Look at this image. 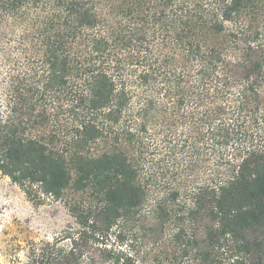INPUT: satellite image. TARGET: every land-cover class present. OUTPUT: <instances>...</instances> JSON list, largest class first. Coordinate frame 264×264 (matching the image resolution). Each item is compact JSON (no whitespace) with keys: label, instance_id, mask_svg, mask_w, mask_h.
I'll use <instances>...</instances> for the list:
<instances>
[{"label":"trees","instance_id":"16d2710c","mask_svg":"<svg viewBox=\"0 0 264 264\" xmlns=\"http://www.w3.org/2000/svg\"><path fill=\"white\" fill-rule=\"evenodd\" d=\"M0 176L29 264H264V0H0Z\"/></svg>","mask_w":264,"mask_h":264},{"label":"rangeland","instance_id":"374dc122","mask_svg":"<svg viewBox=\"0 0 264 264\" xmlns=\"http://www.w3.org/2000/svg\"><path fill=\"white\" fill-rule=\"evenodd\" d=\"M72 222L62 202L50 197L29 199L0 176V264H29L34 246L60 237Z\"/></svg>","mask_w":264,"mask_h":264}]
</instances>
